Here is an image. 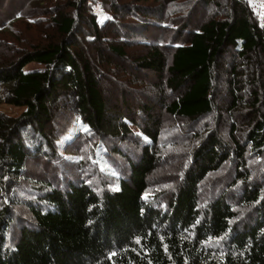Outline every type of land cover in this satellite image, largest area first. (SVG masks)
<instances>
[{
	"label": "trees",
	"instance_id": "obj_1",
	"mask_svg": "<svg viewBox=\"0 0 264 264\" xmlns=\"http://www.w3.org/2000/svg\"><path fill=\"white\" fill-rule=\"evenodd\" d=\"M2 103L0 264H264L250 0H0Z\"/></svg>",
	"mask_w": 264,
	"mask_h": 264
},
{
	"label": "rangeland",
	"instance_id": "obj_2",
	"mask_svg": "<svg viewBox=\"0 0 264 264\" xmlns=\"http://www.w3.org/2000/svg\"><path fill=\"white\" fill-rule=\"evenodd\" d=\"M251 1V3L253 4V6H254V8H256V10H257V13L260 15V17H262L263 16V14H264V0H250ZM199 15H201V13L199 14ZM101 19L103 20V19H105V15L104 14H101ZM4 52V54H5V56H11V57H13L14 56V54H13V52H12V50H4L3 51ZM5 59H7V58H5ZM121 63V62H120ZM44 68H45V66L44 65H42V64H39V63H31V64H29L26 68H25V71L27 72V71H37V70H44ZM140 74L141 75H143V76H147V77H151V79L152 80H154L155 81V83H158L160 80H157L158 79V77L157 76H155V74L153 73V72H148L147 74H145L143 71L142 72H140ZM144 98H146V95H144ZM143 98V99H144ZM132 104H134L133 106H135V104L136 105H139V106H141V105H143V104H148V103H146V102H143L142 100H140V99H138V96H137V99H135L133 102H132ZM149 105L151 106H153V107H155L156 109H155V111H156V114L161 118V120L162 121H164V128H167L170 124H169V122L171 121V120H173V121H176L175 119H170L169 118V116L167 115V113L165 112V110H161L160 108H159V105L157 104V102H156V100L155 101H153V99H151L150 100V103H149ZM148 105V106H149ZM136 107H134V109H135ZM0 111H2L3 113H5L6 115H8V116H12V117H18L19 115H21L24 111H25V108H23V107H16V106H13V105H8V104H5V103H2V104H0ZM108 117L109 118H111V117H113V115H111V114H108ZM138 118V117H137ZM180 123L181 124H184L182 121H180ZM130 127H131V129L134 131V133L136 134V133H139V129L137 128V126L135 127L134 125H130ZM79 130H81V129H74V132H73V130H72V133L69 135V139H71L74 135H75V133L76 132H78ZM171 133V130L170 131H168V135ZM176 136H174L175 138L177 137V134H175ZM185 135H186V133L184 134V137H185ZM67 141H68V139L67 140H65V141H63L62 143H61V147L63 148V146L67 143ZM193 142H196V141H193ZM103 162H105L104 160H103ZM171 164V163H170ZM102 166L104 167V165L102 164ZM174 165H171V167H173ZM163 170H165V169H163ZM170 171H172V168H170L167 172H166V174H168ZM173 172V171H172ZM157 174H159L158 172H157ZM160 174H162V173H160ZM170 178H173V177H170Z\"/></svg>",
	"mask_w": 264,
	"mask_h": 264
}]
</instances>
